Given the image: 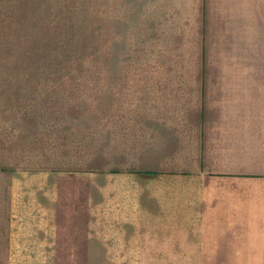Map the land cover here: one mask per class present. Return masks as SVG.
Returning a JSON list of instances; mask_svg holds the SVG:
<instances>
[{
    "label": "crops",
    "instance_id": "1",
    "mask_svg": "<svg viewBox=\"0 0 264 264\" xmlns=\"http://www.w3.org/2000/svg\"><path fill=\"white\" fill-rule=\"evenodd\" d=\"M155 1L164 73L145 97L161 106L102 145L113 221L93 232L113 231L116 257L264 264V0Z\"/></svg>",
    "mask_w": 264,
    "mask_h": 264
},
{
    "label": "rangeland",
    "instance_id": "2",
    "mask_svg": "<svg viewBox=\"0 0 264 264\" xmlns=\"http://www.w3.org/2000/svg\"><path fill=\"white\" fill-rule=\"evenodd\" d=\"M0 1V48L67 45L76 58L69 74L46 82L8 75L0 98V264H187L116 257L121 243L111 240L113 231L108 241L96 233L100 218L113 221V209L105 217L113 197L100 199L97 190L110 185L115 164L100 156L102 145L113 149L116 128L121 138L122 123L161 106L145 97L150 75L164 73L162 41L148 20L157 1ZM139 10L148 24L140 29L130 16Z\"/></svg>",
    "mask_w": 264,
    "mask_h": 264
},
{
    "label": "trees",
    "instance_id": "3",
    "mask_svg": "<svg viewBox=\"0 0 264 264\" xmlns=\"http://www.w3.org/2000/svg\"><path fill=\"white\" fill-rule=\"evenodd\" d=\"M0 3L3 2L0 1ZM21 38L23 37L21 36ZM70 52L71 47L67 45L53 47L49 43L43 48H19L18 50L0 48V79L7 78V85H0V98L4 97V94L10 89V85H8L9 73L16 75L17 80H21L20 76H24L25 79H36V84L49 81L54 75L66 76L65 74H69L66 65H71L72 59L76 60L73 58L74 56L70 55ZM11 58L14 65L9 63ZM75 64L79 66L80 61H76ZM18 91L19 88L13 89L14 93ZM5 169L7 168L2 167V170Z\"/></svg>",
    "mask_w": 264,
    "mask_h": 264
}]
</instances>
